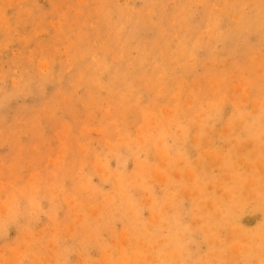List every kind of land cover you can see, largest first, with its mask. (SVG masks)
<instances>
[{"label": "rangeland", "instance_id": "obj_1", "mask_svg": "<svg viewBox=\"0 0 264 264\" xmlns=\"http://www.w3.org/2000/svg\"><path fill=\"white\" fill-rule=\"evenodd\" d=\"M7 1L0 0V264H264V0ZM218 150L226 152L214 159Z\"/></svg>", "mask_w": 264, "mask_h": 264}, {"label": "bare ground", "instance_id": "obj_2", "mask_svg": "<svg viewBox=\"0 0 264 264\" xmlns=\"http://www.w3.org/2000/svg\"><path fill=\"white\" fill-rule=\"evenodd\" d=\"M6 1H7V0H6ZM14 1H15V0H14ZM16 1H19V0H16ZM62 1H63V0H62ZM67 1H68V0H67ZM67 1H66V2H67ZM88 1H89V0H88ZM253 1H254V0H253ZM7 2H8V1H7ZM21 2H22V1H21ZM21 2H20V3H21ZM49 2H50V1H49ZM79 2H82V0L79 1ZM79 2H78V3H79ZM86 2H87V1H86ZM175 2H176V1H175ZM190 2H191V1H190ZM13 3H14V2H13ZM99 3H100V2H99ZM136 3H137V2H136ZM197 3H198V2H197ZM199 3H200V2H199ZM201 3H202V2H201ZM201 3H200V4H201ZM200 4H199V6H200ZM251 4H252V3H251ZM254 4H255V3H254ZM263 4H264V3H262V6L264 7ZM15 5H16V4H15ZM17 5H18V4H17ZM86 5L88 6V4H86ZM176 5H177V4H176ZM225 5H226V4H225ZM248 5H249V4H248ZM260 5H261V2H260ZM260 5H259V6H260ZM223 6H224V5H223ZM256 6H258L257 3H256ZM98 7H99V6H98ZM245 7L247 8V6H245ZM7 8H8V7H7ZM9 8H10V7H9ZM36 9H37V8H36ZM68 9H69V7H68ZM199 9H200V8H199ZM216 9L218 10V7H216ZM1 10L3 11V9H1ZM9 10H10V9H9ZM72 10H73V9H72ZM72 10H71V11H72ZM80 10H82V9H80ZM95 10H96V9H95ZM97 10H98V9H97ZM220 10H223V9H220ZM234 10H235V9H234ZM250 10H251V9H250ZM263 10H264V9H263ZM24 11H25V10H24ZM51 11H52V10H51ZM68 11H69V10H67V13H68ZM211 11H212V9H211ZM251 11H253V10H251ZM27 12H29V11H27ZM54 12H55V11H54ZM76 12H77V11H76ZM81 12H82V11H80V16L84 14L83 12H82L83 14H81ZM148 12H149V11H148ZM223 12H224V10H223ZM96 13H98V11H96ZM224 13L226 14V12H224ZM17 14H18V13H17ZM75 14H76V13H75ZM88 14H89V13H88ZM99 14H100V13H99ZM197 14H198V13H197ZM3 15H4V14H3ZM64 15L66 16V14H64ZM139 15H140V14H139ZM198 15H199V14H198ZM89 16H90V15H89ZM98 16H99V15H98ZM104 16H105V15H104ZM181 16H182V15H181ZM235 16H237V15H235ZM76 17H77V16H76ZM83 17H84V15H83ZM85 17H87V16H85ZM110 17H111V16H110ZM192 17H193V16H192ZM195 17H197V16H195ZM221 17H222V16H221ZM233 17H234V16H233ZM8 18H9V17H8ZM126 18H127V17H126ZM193 18H194V17H193ZM209 18H210V16H209ZM59 19H60V18H59ZM85 19H86V18H85ZM213 19H214V18H213ZM237 19H238V18H237ZM98 20H99V19H98ZM173 20H174V19H173ZM187 20H188V19H187ZM187 20H186V21H187ZM235 20H236V18H235ZM85 21H86V20H85ZM99 21H100V20H99ZM222 21H223V20H222ZM77 22H78V21H77ZM77 22H76V24H77ZM213 22H215V21L213 20ZM233 22H234V21H233ZM92 23H93V22H92ZM152 23H153V22L151 21V24H152ZM215 23H216V22H215ZM159 24H160V23H159ZM57 25H58V23H57ZM57 25H56V26H57ZM78 25H79V22H78ZM78 25H77V26H78ZM89 25H90V24H89ZM94 25H95V23H94ZM154 25H155V22H154ZM156 25H158V23H156ZM156 25H155V26H156ZM26 26H27V25H25V26L22 25V27H26ZM51 26H53L52 23H51ZM54 26H55V25H54ZM58 26H59V25H58ZM58 26H57L56 28H58ZM83 26H85V24H83ZM91 26H92V25H91ZM184 26H185V25H184ZM217 26H218V25H217ZM22 27H21V28H22ZM74 27H75V24H74ZM70 28H72L71 25H70ZM70 28H69V29H70ZM89 28H90V27H89ZM257 28H258V26H257ZM50 29H51V28H50ZM72 29H73V28H72ZM76 29H77V28H76ZM151 29H152V27H151ZM157 29H158V28H157ZM213 29L215 30L214 27H213ZM233 29H234V28H233ZM59 30H60V29H59ZM158 30H159V29H158ZM234 30H235V29H234ZM247 30H248V29H247ZM61 31H62V30H61ZM61 31H60V32H61ZM161 31H162V30H161ZM189 31H190V30H189ZM226 31H227V30H226ZM257 31H258V29H257ZM16 32H17V31H16ZM36 32H37V34H38L39 31L36 30ZM36 32H35V33H36ZM79 32H80V31H79ZM79 32H78V33H79ZM202 32H203V31H202ZM16 34H17V33H16ZM82 34H83V32H82ZM84 34H85V33H84ZM86 34H87V33H86ZM86 34H85V35H86ZM207 34H208V33H207ZM108 35H109V34H108ZM208 35H209V34H208ZM39 36H40V34H39ZM77 36H78V34H77ZM148 36H149V35H148ZM176 36H178V35H176ZM201 36H202V35H201ZM100 37H101V36H100ZM207 37H208V36H207ZM26 38H28V37H26ZM35 38H36V37H35ZM87 38H88V37H87ZM177 38H178V37H177ZM84 39H85V38H84ZM117 39H118V38H117ZM207 39L209 40V37H208ZM250 39H251V38H250ZM20 40H21V39H20ZM26 40H28V39H25L24 41H26ZM29 40L31 41L30 38H29ZM78 40H79V39H78ZM197 40H198V39H197ZM199 40H200V38H199ZM56 41H57V40H56ZM80 41H81V39H80ZM80 41H79V42H80ZM200 41H201V40H200ZM9 42H10V41H9ZM9 42H8V43H9ZM74 42H75V41H74ZM81 42H82V41H81ZM118 42H120V41H118ZM57 43H58V42H57ZM94 43H95V42H94ZM102 43H103V42H102ZM207 43H208V42H207ZM26 44H28V43H26ZM38 44H39V43H38ZM73 44H74V43H73ZM103 44H104V43H103ZM121 44H122V43H121ZM171 44H172V43H171ZM76 45H78V43H77ZM81 45H83V43H82ZM114 45H115V44H114ZM131 45H132V43H131ZM215 45H216V44H215ZM241 45H242V44H241ZM6 46H7V45H6ZM70 46H71V45H70ZM83 46H84V45H83ZM95 46H96V45H95ZM101 46H102V45H101ZM105 46H106V45H105ZM219 46H220V45H219ZM219 46H217V47L219 48ZM245 46H246V45H245ZM9 47H10V45H9ZM63 47H64V46H63ZM99 47H100V44H99ZM171 47H172V46H171ZM78 48H79V46H78ZM100 48H101V47H100ZM198 48H199V47H198ZM7 49H8V48H7ZM62 49H63V48H62ZM70 49H72V48H70ZM98 49H99V48H98ZM255 49H256V48H255ZM5 50H6V49H5ZM35 50H36V49H35ZM93 50H94V49H93ZM137 50H138V49H137ZM214 50H215V49H212L211 51H214ZM18 51H19V50H18ZM30 51H31V50H30ZM56 51H57V50H56ZM81 51H82V49H81ZM81 51H80V52H81ZM83 51H85V50H83ZM83 51H82V52H83ZM90 51H92V50H90ZM201 51H202V50H201ZM223 51H224V50H223ZM262 51H263V50H262ZM92 52H93V51H92ZM92 52H91V53H92ZM133 52H134V51H133ZM258 52H259V51H258ZM67 53H68V55H69V52H67ZM84 53H85V52H84ZM161 53H162V52H161ZM199 53H200V52H199ZM224 53H225V52H224ZM81 54H82V53H81ZM218 54H219V53H218ZM255 54H256V53H255ZM1 55H2V54H1ZM66 55H67V54H66ZM221 55H223V54H221ZM251 55H252V54H251ZM80 56H81V55H80ZM255 56H256V55H255ZM4 57H5V56H4ZM31 57H32V56H30L29 58L31 59ZM33 57H34V56H33ZM35 57H36V56H35ZM77 57H78V56H77ZM148 57H149V56H148ZM21 58H22V57H21ZM75 58H76V57H75ZM191 58H192V57H191ZM78 59H79V58H78ZM67 60H68V59H67ZM67 60H66V61H67ZM73 60H74V59H73ZM75 60H76V59H75ZM256 60H257V59H256ZM66 61H65V62H66ZM80 61H81V60H80ZM51 62H52V61H51ZM59 62H60V61H59ZM68 62H69V61H68ZM77 62H78V61H77ZM244 62H245V61H244ZM37 63H38V62H37ZM60 63H62V62H60ZM63 63H64V62H63ZM66 63H67V62H66ZM71 63H72V62H71ZM192 63H193V62H192ZM163 64H164V63H163ZM32 65H33V64H32ZM46 65H48V64H46ZM55 65H56V63H55ZM59 65H60V64H59ZM62 65H63V64H61L60 66L62 67ZM70 65H71V64H70ZM70 65H69V67H70ZM208 65H209V64H208ZM35 66H38V65H35ZM63 67H64V65H63ZM63 67H62V68H63ZM51 68H52V67H51ZM65 68H66V67H65ZM70 68H72V66H71ZM214 68H215V67H214ZM14 69H15V68H14ZM47 69H48V68H47ZM223 69H224V68H223ZM258 69H259V68H258ZM41 70L43 71V69H41ZM41 70H40V71H41ZM44 70H46V69H44ZM63 70H64V69H63ZM193 70H194V69H193ZM207 70H208V69H207ZM260 70H261V69H260ZM260 70H259V71H260ZM15 71H16V70H15ZM95 71H97V70H95ZM66 72H67V71H66ZM244 72H245V71H244ZM41 73H43V72H41ZM246 73H247V72H246ZM258 73H262V72L260 71V72H258ZM64 74H65V72H64ZM64 74H61V75H64ZM39 75H40V74H39ZM39 75H38V76H39ZM233 75L235 76L236 74L234 73ZM42 76H44V75H42ZM188 76H189V75H188ZM262 76H264V75H262ZM262 76H261V77H262ZM40 77H41V76H40ZM165 77H166V76H165ZM247 77H249V73H248V76H247ZM259 77H260V75H259ZM261 77H260V78H261ZM45 78H46V77H45ZM47 78H48V77H47ZM232 78H234V77H232ZM263 78H264V77H263ZM41 79H42V78H41ZM92 79H93V78H92ZM201 79H202V78H201ZM218 79H219V77H218ZM252 80H253V79H252ZM254 80H255V79H254ZM254 80H253V81H254ZM261 80H263V79H261ZM261 80H260V81H261ZM92 81H94V80H92ZM234 81H235V80H234ZM94 82H95V81H94ZM135 82H136V81H135ZM202 82H203V81H202ZM237 82H238V81H237ZM249 82H250V81H249ZM256 82H258V81H256ZM16 83H17V82H16ZM95 83H96V82H95ZM199 83H200V82H199ZM258 83H259V82H258ZM247 84H248V83H247ZM253 84H254V83H253ZM13 85H14V84H13ZM95 85H96V84H95ZM99 85H101V84H99ZM238 85H239V83H238ZM250 85H251V84H250ZM146 86H147V85H146ZM235 86H236V85H235ZM248 86H249V85H248ZM263 86H264V85H263ZM263 86H262V88H263ZM114 87H115V86H114ZM142 87H143V86H142ZM147 87L149 88V86H147ZM178 87H179V86H178ZM195 87H197V86H195ZM162 88H163V87H162ZM228 88H230V87H228ZM241 88H242V87H241ZM110 89H111V88H110ZM215 89H216V88H215ZM237 89H238V87H237ZM85 90H86V89H85ZM161 90H162V89H161ZM164 90H165V89H164ZM181 90H182V89H181ZM233 90H234V89H233ZM238 90H239V89H238ZM238 90H237V91H238ZM77 91H78V90H77ZM98 91H99V90H98ZM199 91H200V90H199ZM248 91H249V90H248ZM148 92H149V91H148ZM158 92H159V91H158ZM240 92H241V91H240ZM242 92H243L244 95H246V93L250 94V92H246V93H244L245 90H243V89H242ZM93 93H94V92H93ZM182 93H183V91H182ZM182 93H181V94H182ZM215 93H216V92H215ZM237 93H239V91H238ZM237 93H236V94H237ZM57 94H58V93H57ZM112 94H113V93H112ZM130 94H131V93H130ZM161 94H162V93H161ZM216 94H217V93H216ZM240 94H242V93H240ZM31 95H32V94H31ZM97 95H98V94H97ZM108 95H109V94H108ZM208 95H209V94H208ZM58 96H59V95H58ZM144 96H145V95H144ZM249 96H250V95H249ZM108 97H109V96H108ZM190 98H191V97H190ZM203 98H204V97H203ZM224 98H225V97H224ZM235 99H236V98H235ZM243 99H245V98H243ZM247 99H249V98H246L245 101H246ZM73 100H74V99H73ZM144 100H145V99H144ZM156 100H157V99H156ZM214 100H216V99H214ZM233 100H234V99H233ZM233 100H232V101H233ZM254 100H256V99H254ZM161 101H162V99H161ZM195 101H196V100H195ZM203 101H205V100H203ZM206 101H207V100H206ZM222 101H224V100H222ZM225 101H227L226 98H225ZM136 102H137V101H136ZM159 102H160V101H159ZM189 102H191V101H189ZM215 102H217V100L214 101V103H215ZM234 102H235V100H234ZM236 102H237V100H236ZM242 102H243V100H242ZM250 102H251V100H250ZM125 103H126V102H125ZM187 103H188V102H187ZM218 103H219V102H218ZM139 104H140V103H139ZM184 104H185V103H184ZM190 104H193V103H190ZM208 104H209V103H208ZM219 104H220L219 108H220V107L222 108V104H224V103H219ZM226 104H227V103H226ZM226 104H225V106H226ZM234 104H235V103H234ZM254 104H255L256 106H258L259 102H258V104H256V103H254ZM156 105H157V104H156ZM237 105H238V104H237ZM213 106H215V105L213 104ZM227 106H228V105H227ZM248 106H249V105H248ZM256 106H255V107H256ZM163 107H164V106H163ZM163 107H162V108H163ZM208 107H209V106H208ZM223 107H224V106H223ZM242 107H243V106H242ZM245 107H246V106H245ZM253 107H254V106H253ZM253 107H252V108H253ZM255 107H254L252 110H254ZM101 108H102V107H101ZM151 108H152V107H151ZM187 108H188V107H187ZM215 108H217V105H216ZM227 108H228V107H227ZM236 108H237V107H236ZM98 109H99V108H98ZM107 109H108V108H107ZM173 109H174V108H173ZM217 109H218V108H217ZM217 109H216V110H217ZM240 109H243V108L240 107ZM101 110H102V109H101ZM104 110H105V109H104ZM108 110H109V109H108ZM180 110H181V109H180ZM220 110H221V109H220ZM222 110H223V109H222ZM224 110H225V109H224ZM226 110H227V109H226ZM123 111H124V110H123ZM168 111H169V110H168ZM174 111H175V110H174ZM207 111H208V113H209V110H208V109H207ZM239 111H241V110H239ZM166 112H167V111H166ZM205 112H206V110H205ZM210 112H211V111H210ZM221 112H222V111H220L219 113H221ZM252 112H254V111H252ZM256 112H257V111H256ZM161 113H162V112H161ZM169 113H170V111L168 112L167 115H169ZM208 113H207V114H208ZM234 113H235V112H234ZM39 114H40V113H39ZM205 114H206V113H205ZM210 114H211V113H210ZM247 114H249V113H247ZM167 115H166V117H167ZM203 115H204V114H203ZM211 115H212V114H211ZM216 115L219 116L218 113H216ZM245 115H246V114H245ZM250 115H251V114H250ZM123 116H124V115H123ZM123 116H121V117H123ZM198 116H199V115H198ZM201 116H202V115H201ZM204 116H205V115H204ZM204 116H203V117H204ZM126 117H127V116H126ZM170 117H171V115H170ZM170 117L168 116L169 119H170ZM223 117H224V116H223ZM248 117H249V115H248ZM50 118H51V117H50ZM107 118H108V117H107ZM168 118H167V119H168ZM199 118H200V117H199ZM206 118H207V117H206ZM216 118H217V117H216ZM216 118H214V119H216ZM218 118H219V117H218ZM218 118H217V119H218ZM75 119H76V118H75ZM167 119H166V120H167ZM194 119H195V117H194ZM196 119H197V118H196ZM207 119H208V118H207ZM219 119H220V118H219ZM244 119H245V117H244ZM247 119H249V118H247ZM41 120H42V119H41ZM239 120H240V119H239ZM198 121H199V120H198ZM215 121L218 122V120H215ZM184 122H185V121H184ZM192 122H193V121H192ZM210 122H211V121H210ZM217 122H216V124H217ZM226 122H227V121H226ZM247 122H248V121H247ZM27 123H28V122H27ZM193 123H194V122H193ZM260 123H261V122H260ZM56 124H57V123H56ZM194 124H195V123H194ZM239 124H240V123H239ZM239 124H238L237 126H239ZM241 124H242V123H241ZM242 125H243V124H242ZM225 126H226V124H225ZM225 126H224L223 128H220V129H224ZM243 126H244V125H243ZM146 127H147V126H146ZM168 127H169V125H168ZM84 128H85V127H84ZM137 128H138V127H137ZM177 128L179 129V126H178ZM193 128H194V127H193ZM229 128H230V127H229ZM252 128H254V127H252ZM167 129L169 130L170 128H167ZM205 129H206V128H205ZM217 129H218V128H217ZM236 129H237V128H236ZM89 130H90V129H89ZM100 130H101V129H100ZM183 130H184V129H183ZM206 130H207V129H206ZM237 130H238V132H239V129H237ZM252 130H253V129H252ZM62 131H63V130H62ZM169 131H171V130H169ZM184 131H186V130H184ZM195 131H196V127H195ZM225 131H226V129H225ZM234 131H235V128H234ZM57 132H58V130H57ZM98 132H99V130H98ZM177 132H179V135H180V132H181V131L179 130V131H177ZM196 132H197V131H196ZM209 132H210V131H209ZM213 132H214V131H213ZM216 132H218V131H216ZM100 133H102V131H101ZM145 133H146V132H145ZM185 133H186V132H185ZM36 134H37V133H36ZM54 134H55V133H54ZM179 135H178V136H179ZM187 135H188V133H187ZM192 135H193V134H192ZM212 135H213V133H212ZM228 135H229V133H228ZM56 136H57V135H56ZM180 136H181V135H180ZM193 136H195V135H193ZM209 136H210V137H213V136H211V135H209ZM209 136H208V137H209ZM243 136H244V135H243ZM23 137H24V136H23ZM38 137H39V136H38ZM166 137H167V136H166ZM166 137H165V138H166ZM226 137H227V136H226ZM147 138H148V137H147ZM149 138H150V137H149ZM184 138H185V137H184ZM187 138H188V137H187ZM195 138H196V137H195ZM215 138H216V137H215ZM263 138H264V137H263ZM159 139H160V138H159ZM180 139H183V138H180ZM180 139H178V140H180ZM189 139H191V138H189ZM205 139H206V136H205L204 140H205ZM207 139H209V138H207ZM207 139H206V140H207ZM260 139H261V138H260ZM137 140H138V139H137ZM137 140H136V141H137ZM149 140H150V139H149ZM187 140H188V139H187ZM187 140H186V141H187ZM105 141H106V140H105ZM141 141H143V139H142ZM151 141H152V140H151ZM164 141H166V140H164ZM201 141H202V140H201ZM201 141H200V142H201ZM207 141H208V140H207ZM204 142H205V141L202 142V145L204 144ZM208 142H210V140H209ZM208 142H206V143H208ZM234 142H235V141H234ZM234 142L232 141V143H234ZM139 143H140V142H139ZM159 143H161V142H159ZM217 143H218V142H217ZM62 144H63V143H62ZM107 144H108V143H107ZM112 144H113V143H112ZM136 144H137V143H136ZM142 144H143V142H142ZM247 144H248V143H247ZM251 144H252V143H251ZM257 144H258V143H257ZM104 145H105V144H104ZM108 145H110V143H109ZM139 145H140V144H139ZM212 145H213V144H212ZM110 146H111V145H110ZM133 146H134V145H133ZM156 146H157V145H156ZM186 146H187V145H186ZM106 147H107V145H106ZM172 147H173V146H172ZM181 147H182V146H181ZM205 147H206V146H205ZM208 147H209V146H208ZM211 147H212V146H211ZM242 147H243V146H242ZM109 148H110V147H109ZM112 148H114V147L112 146ZM201 148H202V147H201ZM201 148L198 149V150L200 151ZM209 148H210V147H209ZM228 148H229V147H228ZM239 148H240V147H239ZM246 148H247V147H246ZM259 148H260V147H259ZM60 149H61V148H60ZM161 149H162V148H161ZM161 149H160V150H161ZM169 149H170V151H171V147H170ZM206 149H207V148H206ZM221 149H222V148H221ZM226 149H227V148H226ZM260 149H261V148H260ZM111 150H112V149H111ZM158 150H159V149H158ZM160 150H159V152H161ZM179 150H180V149H179ZM223 150H225V149H223ZM262 150H263V149H262ZM170 151H169V152H170ZM172 151H173V150H172ZM238 151H239V149H238ZM20 152H21V151H20ZM20 152H19V153H20ZM101 152H102V151H101ZM218 152H219V150H218ZM224 152H226V151H224ZM224 152H222V153H224ZM239 152H240V151H239ZM67 153H69V152H67ZM162 153H165V151H162ZM162 153H161V154H162ZM200 153H201V152H200ZM203 153H204V152H203ZM206 153H210V152H206ZM222 153H221V154H222ZM256 153H257V152H256ZM256 153H255V154H256ZM100 154H101V153H100ZM219 154H220V152H219ZM221 154L219 155V157H218V156H217V157H214V159H215V158H220V156H222ZM243 154H244V152H243ZM59 155H60V153H59ZM140 155H141V154H140ZM147 155H148V154H147ZM149 155H150V154H149ZM162 155H163V154H162ZM162 155H161V156H162ZM166 155H167V154H166ZM191 155H192V154H191ZM208 155H211V154H208ZM213 155H214V153H213ZM244 155H245V154H244ZM96 156H97V155H96ZM161 156H159V158H160ZM201 156H204V157H205V155H202V154H201ZM245 156H246V155H245ZM19 157H20V156H19ZM85 157L87 158V156H85ZM85 157H84V158H85ZM164 157H166V156H163V158H164ZM206 157H208V156H206ZM236 157H237V156H236ZM86 158H85V159H86ZM88 158H89V157H88ZM96 158H97V160H98V157H96ZM116 158H117V156H116ZM148 158H149V157H148ZM161 158H162V157H161ZM166 158H167V157H166ZM180 158H181V156H180ZM187 158H188V157H187ZM187 158L185 159L186 161H187ZM233 158H234V157H233ZM233 158H232V159H233ZM54 159H55V158H54ZM59 159H60V158H59ZM99 159H100V158H99ZM117 159H118V158H117ZM204 159H205V158H204ZM207 159H208V158H207ZM207 159H206V161H208ZM239 159H240V158H239ZM37 160H38V159H37ZM41 160H42V159H41ZM47 160H48V159H47ZM185 160H184V158H183V163H184ZM38 161H40V160H38ZM49 161H50V159H49ZM95 161H96V160H95ZM165 161H166V162H169V161H167V160H165ZM177 161H178V160H177ZM40 162H41V161H40ZM47 162H48V161H47ZM64 162H65V161H64ZM111 162H112V161H111ZM126 162H127V161H126ZM128 162H129V161H128ZM135 162H137V161H135ZM142 162H143V161H142ZM163 162H164V161H163ZM166 162H165V163H166ZM217 162H218V161H217ZM220 162H221V161H220ZM222 162H223V161H222ZM16 163H17V162H16ZM25 163H26V162H25ZM55 163H56V162H55ZM57 163H58V161H57ZM95 163H97V162H95ZM98 163H99V160H98ZM98 163H97V164H98ZM108 163H110V162H108ZM169 163H171V162H169ZM169 163H168V164H169ZM176 163H177V162H176ZM193 163H194V162H193ZM195 163H196V161H195ZM210 163H212V161H211ZM210 163L208 162V164H210ZM75 164H76V163H75ZM83 164H84V163H83ZM126 164H127V163H126ZM137 164H138V163H137ZM200 164H201V163H200ZM212 164H213V166H214V163H212ZM262 164H263V163H262ZM47 165H48V164H47ZM50 165H51V164H50ZM63 165H65V163H64ZM108 165H109V164H108ZM152 165H153V164H152ZM163 165L165 166V164H163ZM163 165H162V166H163ZM176 165H177V164H176ZM180 165H181V164H180ZM217 165H218V167H219L220 163L217 164ZM30 166H31V165H30ZM52 166H53V164H52ZM54 166H56V164H55ZM59 166H60V165H59ZM84 166H85V165H84ZM99 166H101V165H99ZM138 166H139V165H138ZM138 166H137V168H138ZM140 166H142V165H140ZM166 166H167V165H166ZM201 166H202V164H201ZM235 166H236V165H235ZM235 166H234V167H235ZM263 166H264V165H263ZM24 167H25V166H24ZM45 167H47V166H45ZM45 167H44V168H45ZM57 167H58V166H57ZM151 167H152V166H151ZM158 167H160V166H158ZM169 167L171 168V165H169ZM174 167H176V166H174ZM208 167L211 168L210 165H209ZM214 167H215V166H214ZM218 167H217V168H218ZM18 168H19V167H18ZM54 168H55V167H54ZM139 168H140V167H139ZM149 168H150V167H149ZM153 168H154V167H153ZM167 168H168V166H167ZM187 168H188V167H187ZM187 168H186V169H187ZM204 168H205V167H204ZM259 168H260V167H259ZM259 168H258V169H259ZM20 169H21V168H20ZM45 169H46V168H45ZM59 169H60V168H59ZM85 169H86V167H85ZM158 169H159V168H158ZM161 169H165V168H161ZM198 169H200L199 166H198ZM205 169H206V168H205ZM211 169H212V168H211ZM211 169H210V170H211ZM220 169H221V168H220ZM220 169H219V170H220ZM13 170H14V168H13ZM13 170H11V171H13ZM62 170H63V169H62ZM80 170H81V169H80ZM101 170H102V168H101ZM139 170H140V169H139ZM153 170H154V169H153ZM159 170H160V169H159ZM159 170H158V171H159ZM215 170H217V169H215ZM25 171H26V170H25ZM40 171H41V170H40ZM54 171H55V170H54ZM66 171H68V170H66ZM105 171H106V170H105ZM142 171H143V170H142ZM156 171H157V170H156ZM161 171H162V170H161ZM176 171L179 172L178 169H177ZM188 171H189V169H188ZM188 171H186V172H188ZM220 171H221V170H220ZM225 171H226V170H225ZM252 171H253V170H252ZM259 171H260V170H259ZM22 172H23V171H22ZM37 172H39V171H36V173H37ZM51 172H52V170H51ZM58 172H59V171H58ZM60 172H61V170H60ZM69 172H70V171H69ZM107 172H108V171H107ZM147 172H148V171H147ZM170 172H171V171L169 170V173H170ZM192 172H193V171H192ZM228 172H229V170H228ZM16 173H17V172H16ZM66 173H67V172H66ZM72 173H73V172H72ZM95 173H96V172H95ZM98 173H99V172H98ZM102 173H103V172H102ZM108 173H109V172H108ZM114 173H117V172H114ZM149 173H150V171H149ZM151 173H152V172H151ZM160 173H161V172H160ZM189 173H191V172L189 171ZM197 173H198V172H197ZM224 173H225V172H224ZM259 173H261V172H259ZM0 174H1V173H0ZM68 174H69V173H68ZM77 174H79V172H78ZM77 174H76V175H77ZM100 174H101V173H100ZM100 174H98V175H100ZM109 174H110V173H109ZM155 174H156V173H155ZM165 174H166V173H165ZM191 174H192V173H191ZM193 174H194V173H193ZM193 174H192V175H193ZM209 174H210V173H209ZM12 175H14V174H12ZM31 175H33V174H31ZM53 175H54V174H51V176H53ZM55 175H56V174H55ZM72 175H73V174H72ZM74 175H75V174H74ZM79 175H80V174H79ZM79 175H78V176H79ZM98 175H97V176H98ZM103 175H105V173H104ZM107 175H108V174H107ZM115 175H117V174H115ZM142 175H143V172H142ZM194 175H196V174H194ZM197 175H198V174H197ZM207 175H208V174H207ZM10 176H11V175H10ZM51 176H50V178H51ZM57 176H58V175H57ZM117 176H118V175H117ZM131 176H132V175H131ZM131 176H130V177H131ZM138 176H139V175H138ZM140 176H141V175H140ZM140 176H139V177H140ZM143 176L145 177V175H143ZM146 176H147V175H146ZM11 177H12V176H11ZM55 177H56V176H55ZM71 177H72V176H71ZM73 177H74V176H73ZM167 177H168V176H167ZM169 177H170V176H169ZM181 177H182V174H181ZM181 177H180V178H181ZM183 177H184V176H183ZM16 178H17V176H16ZM35 178H36V177H35ZM53 178H54V177H53ZM74 178H75V177H74ZM74 178H71V180L73 181ZM104 178H105V177H104ZM114 178H115V177H114ZM155 178H157V177H155ZM180 178H179V179H180ZM187 178H188V177H187ZM248 178H249V177H248ZM251 178H252V177H251ZM31 179H32V178H31ZM60 179H61V178H60ZM64 179H65V178H64ZM102 179H103V177H102ZM102 179H101V180H102ZM141 179H142V177H141ZM153 179H154V178H153ZM181 179H182V178H181ZM207 179H209V177H208ZM222 179H223V177H222ZM229 179H230V177H229ZM32 180H33V179H32ZM56 180H57V179H56ZM116 180H117V179H116ZM185 180H186V179H185ZM251 180H252V179H251ZM16 181H17V180H16ZM25 181H26V180H25ZM34 181H35V180H33V182H34ZM37 181H38V178H37ZM122 181H123V180H122ZM122 181H120V182H122ZM193 181H194V180H193ZM229 181H230V180H229ZM249 181H250V180H249ZM35 182H36V181H35ZM38 182H39V181H38ZM46 182H47V181H46ZM108 182H109V180H108ZM117 182H119V181L117 180ZM135 182H136V181H135ZM135 182H134V184H135ZM137 182H138V181H137ZM137 182H136V184H137ZM143 182H144V181H143ZM226 182H227V181H226ZM231 182H232V180H231ZM14 183H15V181H14ZM16 183H17V182H16ZM30 183H31V182H30ZM39 183H40V182H39ZM62 183H63V182H62ZM82 183H83V181H82ZM84 183H85V182H84ZM122 183H123V182H122ZM140 183H141V182H140ZM140 183H139V185H140ZM216 183H217V182H216ZM247 183H248V182H247ZM35 184H36V183H35ZM52 184H53V183H52ZM79 184H81V181H80ZM105 184H106V183H105ZM143 184H144V183H143ZM217 184H218V183H217ZM244 184H245V183H244ZM255 184H256V183H255ZM2 185H3V183H2ZM33 185H34V183H33ZM39 185H40V184H39ZM86 185H87V184H86ZM130 185H132V184L130 183ZM139 185H138V186H139ZM144 185H145V184H144ZM148 185H149V183H148L147 186H146L147 188H148ZM204 185H205V184H204ZM28 186H29V185H28ZM53 186H54V185H53ZM63 186H64V185H63ZM106 186H107V185H106ZM173 186H174V185H173ZM201 186H202V185H201ZM85 187H86V186H85ZM88 187H89V185H88ZM132 187H133V185H132ZM165 187H166V185H165ZM176 187H177V186H176ZM194 187H196V186H194ZM209 187H212V186H209ZM30 188H31V187H29V189H30ZM43 188H44V185H43ZM54 188H55V187H54ZM66 188H67V187H65V189H66ZM79 188H82V187L79 185ZM120 188H121V187H120ZM128 188H129V187H128ZM133 188H135V187H133ZM154 188H155V187H154ZM158 188H159V187H158ZM174 188H175V187H174ZM174 188H173V189H174ZM217 188H219V187H217ZM220 188H221V187H220ZM37 189H38V188H37ZM46 189L49 190L48 188H46ZM83 189H84V188H83ZM93 189H95V188H93ZM130 189H132L131 186H130ZM130 189H129V190H130ZM143 189H144V188H143ZM171 189H172V188H171ZM188 189H189V188H188ZM243 189H244V188H243ZM21 190H22V189H21ZM31 190H32V188H31ZM31 190H30V191H31ZM43 190H44V189H43ZM50 190H51V188H50ZM87 190H88V189H87ZM119 190H121V189H119ZM155 190H156V189H155ZM177 190H178V189H177ZM201 190H202V189H201ZM214 190H216V187H215ZM221 190H222V189H221ZM65 191H66V190H65ZM121 191H123V190H121ZM149 191H150V189H149ZM149 191H148V193H150ZM203 191H204V190H203ZM242 191H243V190H242ZM15 192H16V191H15ZM54 192H55V190H54ZM72 192H73V191H72ZM123 192H125V191H123ZM123 192H122V193H123ZM126 192H127V191H126ZM126 192H125V193H126ZM167 192H168V191H167ZM236 192H237V191H236ZM31 193H32V191H31ZM34 193H35V192H34ZM37 193H38V192H37ZM94 193H95V192H94ZM110 193H111V192H110ZM122 193H121V195H122ZM164 193H165V192H164ZM170 193H171V192H170ZM210 193H211V192H210ZM55 194H56V193H55ZM77 194H78V193H77ZM83 194H84V193H83ZM111 194H112V193H111ZM119 194H120V193H119ZM132 194H133V193H132ZM146 194H147V193H146ZM150 194H151V193H150ZM235 194H236V193H235ZM48 195H49V194H48ZM53 195H54V194H53ZM71 195H73V194H71ZM94 195H95V194H94ZM97 195H98V194H97ZM127 195H128V194H127ZM155 195H156V194H155ZM210 195H211V194H210ZM227 195H228V194H227ZM39 196H40V194H39ZM45 196H46V195H45ZM51 196H52V195H51ZM83 196H84V195H83ZM131 196H133V195H131ZM148 196H149V194H148ZM16 197H17V195H16ZM54 197H56V196L54 195ZM60 197H61V196H60ZM95 197H96V196H95ZM110 197H111V196H110ZM125 197H126V196H125ZM175 197H176V196H175ZM198 197H199V196H198ZM6 198H8V197H6ZM115 198H116V197H115ZM142 198H144V197H142ZM150 198H151V197H150ZM186 198H187V197H186ZM55 199H56V198H55ZM62 199H63V198H62ZM65 199H66V198H65ZM152 199H153V198H152ZM32 200H33V198H32ZM52 200H53V199H52ZM52 200H51V201H52ZM76 200H77V198H76ZM84 200H85V199H84ZM91 200H92V199H91ZM105 200H106V199H105ZM112 200H113V199H112ZM112 200H111V201H112ZM123 200H125V199H123ZM137 200H138V199H137ZM142 200H143V199H142ZM145 200H146V198H145ZM176 200H177V199H176ZM21 201H22V200H21ZM30 201H31V200H30ZM51 201H50V202H51ZM66 201H67V199H66ZM73 201H74V200H73ZM73 201H72V202H73ZM87 201H88V200H87ZM93 201H94V200H93ZM111 201H109V202H111ZM114 201H115V200H114ZM114 201H113V203H114ZM116 201H117V200H116ZM130 201H132V198L130 199ZM149 201H150V200H149ZM153 201H154V200H153ZM153 201H151L149 204H151ZM167 201H168V200H167ZM167 201H166V202H167ZM187 201H188V200H187ZM187 201H186V202H187ZM6 202H7V201H6ZM11 202H12V201H11ZM11 202H10V203H11ZM18 202H19V201H18ZM32 202H33V201H32ZM41 202H42V201H41ZM52 202H53V201H52ZM69 202H71V200H70ZM69 202L67 201V205H66V206H67V210H68V207H69V205H68ZM84 202H85V201H84ZM84 202H83V203H84ZM104 202H105V201H104ZM178 202H179V201H178ZM184 202H185V201H184ZM1 203H2V202H1ZM10 203H9V204H10ZM88 203H89V202H88ZM91 203H92V202H91ZM141 203H142V202H141ZM146 203H147V202H146ZM5 204H6V203H5ZM41 204H42V203H41ZM44 204H45V203H44ZM65 204H66V203H65ZM137 204H138V203H137ZM143 204H144V203H143ZM165 204H166V203H165ZM14 205H15V203H14ZM29 205L32 207L33 204H29ZM29 205H28V206H29ZM35 205H37V204H35ZM35 205H34V206H35ZM38 205H39V204H38ZM70 205H71V204H70ZM74 205H75V203H74ZM80 205H81V204H80ZM92 205H93V204H92ZM101 205H102V203H101ZM104 205H106V204H104ZM5 206H6V205H5ZM71 206H72V205H71ZM85 206H86V205H85ZM113 206H114V204H113ZM127 206H128V205H127ZM142 206H143V205H142ZM148 206H149V205H148ZM220 206H221V205H220ZM246 206H247V205H246ZM246 206H245V207H246ZM7 207H8V206H7ZM9 207H10V206H9ZM9 207H8V208H9ZM21 207H22V206H21ZM36 207H37V206H36ZM58 207H59V206H58ZM72 207H73V206H72ZM74 207H75V206H74ZM80 207H81V206H80ZM83 207H84V206H83ZM83 207H81V209H82ZM93 207H94V206H93ZM99 207H100V206H99ZM99 207L97 206L96 208H99ZM114 207H115V206H114ZM120 207H121V206H120ZM125 207H126V206H125ZM131 207H133V206H131ZM131 207H130V208H131ZM138 207H139V206H138ZM168 207H169V206H168ZM168 207H167V208H168ZM222 207H223V206H222ZM11 208H12V207H11ZM32 208H33V207H32ZM56 208H57V207H56ZM75 208H76V207H75ZM94 208H95V207H94ZM100 208H101V207H100ZM111 208H112V207H111ZM126 208H127V207H126ZM135 208H136V205H135ZM140 208H141V207H140ZM140 208H139V209H140ZM149 208H151V207H149ZM85 209H86V207H85ZM102 209H103V208H102ZM107 209H109V208H107ZM114 209H115V208H114ZM139 209H138V210H139ZM169 209H170V208H169ZM9 210H10V209H9ZM9 210H8V211H9ZM12 210H13V209H12ZM27 210H28V209H27ZM32 210H33V209H32ZM32 210H31V211H32ZM35 210H36V209H35ZM35 210H34V211H35ZM83 210H84V208H83ZM94 210H95V209H94ZM121 210H122V209H121ZM166 210H167V209H166ZM171 210H172V209H171ZM173 210H174V209H173ZM180 210H182V209H180ZM10 211H11V210H10ZM19 211H20V209H19ZM24 211H25V210H24ZM75 211H76V210H75ZM86 211H87V210H86ZM98 211H99V213H100V210H98ZM107 211H108V210H107ZM142 211H143V210H142ZM6 212H7V211H6ZM20 212H21V211H20ZM28 212H30V211H28ZM84 212H85V210H84ZM102 212H103V211H102ZM104 212H105V211H104ZM116 212H117V210H116ZM166 212H167V211H166ZM180 212H181V211H180ZM180 212H178V214H179ZM194 212H195V211H194ZM251 212H252V211H251ZM25 213H26V212H25ZM33 213H34V212H33ZM35 213H36V212H35ZM43 213H44V212H43ZM64 213H65V212H64ZM69 213H70V212H69ZM74 213H75V212H74ZM95 213H97L95 216H97V215L99 214V213L96 212V211H95ZM105 213H106V212H105ZM113 213H114V212H113ZM113 213H112V214H113ZM127 213H128V212H127ZM142 213H143V212H142ZM150 213H151V212H150ZM201 213H202V212H201ZM248 213H249V212H248ZM28 214H29V213H28ZM67 214H68V211L66 212V215H67ZM72 214H73V213H72ZM75 214H76V213H75ZM132 214H133V213H132ZM136 214H137V213H136ZM148 214H149V213H148ZM170 214H171V213H170ZM9 215H10V214H9ZM9 215H8V216H9ZM30 215H31V213H30ZM37 215H39V214H37ZM37 215H36V216H37ZM52 215H53V214H52ZM57 215H59V214H57ZM68 215H69V214H68ZM90 215H92V214H90ZM99 215H102V214H99ZM107 215H108V213H107ZM116 215H117V214H116ZM125 215H126V214H125ZM152 215H153V214H152ZM157 215H159V214H157ZM162 215H163V213H162ZM175 215H176V214H175ZM185 215H186V214H185ZM205 215H206V214H205ZM245 215H246V214H245ZM247 215H248V214H247ZM256 215H257V214H256ZM20 216H21V215H20ZM103 216H104V214H103ZM103 216H102V217H103ZM109 216H110V215H109ZM111 216H112V215H111ZM132 216H134V214H133ZM135 216H136V215H135ZM137 216H138V214H137ZM149 216H150V215H149ZM149 216H148V217H149ZM186 216H187V215H186ZM201 216H202V215H201ZM249 216H250V215H249ZM18 217H19V216H18ZM30 217H31V216H30ZM32 217H33V216H32ZM91 217H92V216H91ZM91 217H90V218H91ZM130 217H131V216H130ZM130 217H129V219H130ZM155 217H156V216H155ZM155 217H154V218H155ZM174 217H175V216H174ZM26 218H27V217H26ZM55 218H56V217H55ZM65 218H66V217H65ZM83 218H84V217H83ZM86 218H87V217H86ZM98 218H100V217H98ZM132 218H133V217H132ZM135 218H136V217H135ZM137 218L140 219L139 217H137ZM142 218H143V216H142ZM151 218H152V217H151ZM156 218H157V217H156ZM156 218H155V219H156ZM159 218H160V217H159ZM230 218H231V217H230ZM34 219H36V218H34ZM80 219H81V218H80ZM101 219H104V218H101ZM116 219H117V218H116ZM231 219H232V218H231ZM254 219H255V217H254ZM260 219H261V218H260ZM18 220H19V219H18ZM117 220H118V219H117ZM131 220H134V218L131 219ZM149 220H150V219H149ZM153 220H154V219H152L151 221H153ZM38 221H39V219H38ZM85 221H86V220H85ZM91 221H92V220H91ZM102 221H103V220H102ZM102 221H101V222H102ZM122 221H123V220H122ZM124 221H125V220H124ZM135 221H136V220H135ZM161 221H162V220H161ZM18 222H19V221H18ZM39 222H40V221H39ZM39 222H38V223H39ZM71 222H72V221H71ZM74 222H75V221H74ZM86 222H89V221H86ZM95 222H96V221H95ZM131 222H133V221H131ZM139 222H140V221H139ZM149 222H150V221H149ZM154 222H155V221H154ZM157 222H158V221H157ZM203 222H204V221H203ZM229 222L231 223V220H229ZM242 222H243V221H242ZM31 223H32V222H31ZM34 223H35V222H34ZM54 223H55V221H54ZM58 223H60V222H58ZM58 223H57V224H58ZM80 223H81V222H80ZM92 223H93V221H92ZM105 223H106V222H105ZM112 223H113V222H112ZM204 223H205V222H204ZM218 223H219V222H218ZM240 223H241V222H240ZM246 223H247V222H246ZM83 224H84V226H85V223H84V222H83ZM97 224H99V223H97ZM115 224H117V223H115ZM120 224H121V223H120ZM136 224H138V222H137ZM153 224H154V223H153ZM155 224H156V223H155ZM158 224H159V223H158ZM164 224H165V223H164ZM219 224H220V223H219ZM9 225H10V224H9ZM11 225H12V223H11ZM55 225H56V224H55ZM69 225H70V224H69ZM76 225H78V224H76ZM159 225H160V224H159ZM172 225H173V224H172ZM12 226H13V225H12ZM64 226H65V225H64ZM66 226H68V225H66ZM73 226H74V223H73ZM73 226H72V227H73ZM84 226H83V227H84ZM122 226H123V225H122ZM134 226H135V225H134ZM148 226H149V225H148ZM229 226H230V224H229ZM33 227H34V226H33ZM68 227H69V226H68ZM68 227H67V228H68ZM72 227H71V228H72ZM83 227H81V229H82ZM154 227H156V226H154ZM160 227H161V225H160ZM160 227H159V229H160ZM162 227H163V226H162ZM170 227H171V226H170ZM170 227H169V228H170ZM176 227H177V226H176ZM18 228H19V227H18ZM55 228H57V227H55ZM64 228H65V227H64ZM77 228H78V227H77ZM106 228H107V227H106ZM111 228H112V227H111ZM145 228H146V227H145ZM145 228H144L143 230H146ZM148 228H149V227H148ZM151 228H153V227H151ZM214 228H215V227H214ZM7 229H8V228H7ZM33 229H34V228H33ZM45 229H46V228H45ZM45 229L43 228V230H44V235H45ZM120 229H121V228H120ZM122 229H123V227H122ZM132 229H134V228H132ZM138 229H139V228H138ZM153 229H154V228H153ZM171 229H172V228H171ZM171 229H170V230H171ZM18 230H19V229H18ZM24 230H26V228L23 229L22 232H23ZM48 230H49V229H48ZM52 230H53V229H52ZM68 230H69V229H68ZM74 230H75V229H74ZM74 230H73V231H74ZM88 230H89V229H88ZM157 230H158V229H157ZM215 230H216V229H215ZM234 230H235V229H234ZM262 230H263V229H262ZM64 231H65V230H64ZM75 231H76V230H75ZM77 231H78V230H77ZM86 231H87V230H86ZM120 231H121V230H120ZM132 231H133V230H132ZM137 231L139 232V230H137ZM137 231H136V234H137ZM151 231H152V230H151ZM226 231H229V230L227 229ZM38 232H39V231H38ZM48 232H49V231H48ZM98 232H99V231H98ZM104 232H105V231H104ZM104 232H103V233H104ZM148 232H149V231H148ZM169 232H170V231H169ZM3 233H4V232H3ZM36 233H37V232H36ZM46 233H47V232H46ZM55 233H56V231H55ZM59 233H60V232H59ZM59 233H58V234H59ZM61 233H62V232H61ZM61 233H60V234H61ZM65 233H66V231H65ZM67 233H68V232H67ZM82 233H83V232H82ZM85 233H86V232H84V234H85ZM89 233H90V232H89ZM118 233H119V232H118ZM134 233H135V232H134ZM140 233H142V232H140ZM151 233H152V232H151ZM26 234H27V233H26ZM26 234H25V235H26ZM29 234H30V233H29ZM29 234H27V235H29ZM50 234H51V233H49V236H50ZM63 234H64V233H63ZM76 234H78V233H76ZM101 234H102V232H101ZM106 234H107V232H106ZM123 234H124V233H123ZM216 234H217V233H216ZM2 235H3V234H2ZM2 235H1V236H2ZM46 235H47V234H46ZM68 235L70 236L71 233L68 234ZM102 235H103V234H102ZM110 235H111V234H110ZM117 235H118V234H117ZM129 235H130V234H129ZM129 235H126L125 237L127 238V236H129ZM142 235H143V233H142ZM146 235H147V234H146ZM146 235H145V236H146ZM148 235H149V234H148ZM207 235H208V234H207ZM224 235H225V234H224ZM235 235H237V233L234 234V236H235ZM42 236H43V235H42ZM69 236H68V237H69ZM74 236L77 237L75 234H74ZM79 236H80V235H79ZM79 236H78V238H79ZM82 236H83V235H82ZM84 236H85V235H84ZM131 236H132V235H131ZM137 236H138V235H137ZM150 236H151V235H150ZM150 236H149V238H150ZM249 236H250V235H249ZM263 236H264V235H263ZM4 237H5V236H4ZM32 237H34L33 234H32ZM38 237H41V235L38 236ZM44 237H45V236H44ZM52 237H54L53 234H52ZM52 237H51V240H52ZM90 237L93 238L92 235H90ZM123 237H124V236H123ZM142 237H143V236H142ZM153 237H154V234H153ZM183 237H184V236H183ZM186 237H187V236H186ZM229 237H230V236H229ZM25 238H26V237H25ZM58 238H59V237H58ZM65 238H66V237H65ZM95 238H97V236H96ZM126 238H125V240H126ZM146 238H147V237H146ZM171 238H173V237H171ZM175 238H176V237H175ZM175 238H174V239H175ZM233 238H234V237H233ZM22 239L24 240V238H22ZM28 239L30 240L31 238H28ZM63 239H64V238H63ZM97 239H98V238H97ZM112 239L114 240L113 237H112ZM122 239H123V238H122ZM122 239H121V241H122ZM153 239H154V238H153ZM165 239H166V238H165ZM228 239H229V238H228ZM231 239H232V238H231ZM242 239H243V238H242ZM256 239H257V238H256ZM49 240H50V239H49ZM53 240H54V238H53ZM57 240H58V239H57ZM57 240H56V241H57ZM59 240H60V239H59ZM90 240H91V239H90ZM99 240H100V239H99ZM131 240H132V238H131ZM131 240H130V241H131ZM151 240H152V239H151ZM183 240H184V238H183ZM222 240H223V239H222ZM263 240H264V239H263ZM24 241H25V240H24ZM24 241H23V243H24ZM40 241H41V240H40ZM64 241H65V240H64ZM69 241H70V240H69ZM86 241H87V240H86ZM88 241H89V240H88ZM88 241H87V242H88ZM115 241H116V240H115ZM132 241H133V240H132ZM135 241H136V240L134 239V242H135ZM139 241H140V239H139ZM145 241H146V240H145ZM158 241H159V242H160V241L162 242L163 240H158ZM166 241L168 242V240H166ZM14 242H15V241H14ZM46 242H47V241H46ZM53 242H54V241H53ZM65 242H66V241H65ZM99 242H100V241H99ZM164 242H165V241H164ZM240 242H241V240H240ZM245 242H247V241L245 240ZM245 242H244V244H245ZM254 242H255V241H254ZM254 242H253V243H254ZM262 242H263V241H262ZM262 242H261V243H262ZM48 243H49V242H48ZM56 243H57V242H56ZM56 243H55V244H56ZM91 243H92V242H91ZM112 243H113V242H112ZM122 243H123V242H122ZM129 243H131V242H129ZM146 243H149V242H146ZM146 243H145V244H146ZM154 243H155V242H154ZM156 243H157V242H156ZM172 243H173V242H172ZM220 243H221V242H220ZM228 243H229V242H228ZM238 243H239V242H238ZM24 244H26V243H24ZM24 244H23V245H24ZM27 244H30V243L27 241ZM35 244H36V243H35ZM58 244H59V247H60V243H58ZM61 244H62V243H61ZM87 244H89V243H87ZM99 244H100V243H99ZM102 244H104V243H102ZM115 244H116V243H115ZM145 244H143V245L145 246ZM158 244H159V243H157V246H158ZM162 244H164V243H162ZM224 244H225V243H224ZM224 244H223V245H224ZM235 244H237V243L235 242ZM239 244H240V243H239ZM248 244H249V243H248ZM255 244H256V243H254V245H255ZM263 244H264V243H263ZM7 245H8V244H7ZM33 245H34V244H33ZM37 245H38V244H37ZM51 245H52V244H51ZM85 245H86V244H85ZM130 245H131V244H130ZM132 245H133V243H132ZM132 245H131V247H132ZM159 245H160V244H159ZM223 245H222V246H223ZM231 245H232V244H231ZM24 246H25V245H24ZM31 246H32V245H31ZM56 246H58V245L56 244ZM71 246H72V245H71ZM78 246L80 247V244H79ZM113 246H114V244H113ZM113 246H112V247H113ZM117 246H118V245H117ZM160 246H161V245H160ZM160 246H159V247H160ZM171 246H172V245H171ZM177 246H178V245H177ZM227 246H228V245H227ZM242 246H246V245H242ZM242 246H241V247H242ZM252 246H253V245H252ZM7 247H8V246H7ZM17 247H18V246H17ZM26 247H27V246H25V248H26ZM34 247H36V246H34ZM43 247H44V246H42V248H43ZM51 247H53V246H51ZM112 247H111V249H112ZM121 247H122V246H121ZM133 247H134V246H133ZM133 247H132V248H133ZM139 247H140V246H139ZM199 247H200V246H199ZM220 247H221V246H220ZM234 247H235V246H234ZM253 247H254V246H253ZM20 248H21V247H20ZM22 248H23V247H22ZM45 248H47V247H45ZM81 248H82V246H81ZM81 248H80V249H81ZM100 248H101V247H100ZM119 248H120V247H118V249H119ZM123 248H124V246H123ZM142 248L144 249L143 246H142ZM146 248H147V247H146ZM156 248H157V247H155V249H156ZM169 248H171V247H169ZM169 248H168V249H169ZM230 248H231V247H230ZM230 248H229V251H230ZM2 249H3V248H2ZM13 249H14V248H13ZM16 249H18V248H16ZM31 249H32V248H31ZM43 249H44V248H43ZM43 249H42V250H43ZM49 249H51V248H49ZM75 249H76V248H75ZM82 249H83V248H82ZM85 249H86V248H85ZM87 249H88V248H87ZM94 249H95V248H94ZM96 249H97V248H96ZM101 249H102V248H101ZM124 249H125V248H124ZM124 249H121V250L123 251ZM126 249L129 250L130 247H129V248L126 247ZM151 249H152V248H151ZM227 249H228V247H227ZM238 249H239V248H238ZM252 249H253V248H252ZM252 249H250V250H252ZM258 249L261 250L260 247H259ZM258 249H257V250H258ZM263 249H264V248H263ZM7 250H9V249H7ZM18 250H19V249H18ZM23 250H24V249H23ZM28 250H29V249H28ZM38 250H39V249H38ZM42 250L40 249L39 252H41ZM45 250H46V252H48L47 249H45ZM58 250H60V249L57 248V251H58ZM89 250H90V249H89ZM121 250H120V251H121ZM137 250H138V249H137ZM141 250H142V249H141ZM157 250H159V249H157ZM166 250H167V248H166ZM174 250H175V249H174ZM174 250H172V251L174 252ZM190 250H192V249H190ZM21 251H22V249H21ZM26 251H27V250H26ZM29 251H30V250H29ZM53 251H54V250H53ZM57 251H56V252H57ZM67 251H68V249H67ZM67 251H66V252H67ZM70 251H71V250H70ZM73 251H74V250H73ZM73 251H72V252H73ZM75 251H76V250H75ZM87 251H88V250H87ZM101 251H103V250H101ZM129 251H130V250H129ZM138 251H139V250H138ZM143 251H144V250H143ZM147 251H148V249H147ZM152 251H153V250H152ZM160 251H161V249H160ZM160 251H159V252H160ZM164 251H165V250H164ZM178 251H179V249H178ZM225 251H228V250H225ZM239 251H240V250H239ZM246 251H247V250H246ZM1 252H2V251H1ZM3 252H4V251H3ZM9 252H10V251H9ZM9 252H7V253H9ZM13 252H14V251L12 250V254H13ZM15 252L17 253V251H15ZM22 252H23V251H22ZM50 252H51V251H50ZM105 252H107V251H105ZM108 252H109V251H108ZM175 252L177 253V251H175ZM192 252H193V251H191V253H192ZM230 252H231V251H230ZM243 252H244V251H243ZM33 253H34V251H33ZM36 253H37V252H36ZM43 253H44V252H43ZM62 253H63V251H62ZM93 253H94V252H93ZM122 253H123V252H122ZM128 253H129V252H128ZM137 253H138V252H136V254H137ZM148 253H149V252H148ZM150 253H151V251H150ZM163 253H164V252H163ZM178 253H179V252H178ZM191 253H190V254H191ZM227 253H228V252H227ZM5 254H6V253H5ZM9 254H10V253H9ZM12 254H11V255H12ZM26 254H27V253H26ZM37 254H38V253H37ZM39 254H41V253H39ZM54 254H55V251H54ZM57 254H58V252H57ZM57 254H56V255H57ZM60 254H61V251H60ZM75 254H76V253H75ZM80 254H81V253H79V255H80ZM89 254H90V252H89ZM119 254H120V253H119ZM123 254H124V253H123ZM126 254H127V252H126ZM129 254H130V253H129ZM133 254H134V253H133ZM157 254H158V252H157ZM157 254L155 253V255H157ZM164 254H165V253H164ZM164 254H163V255H164ZM169 254H170V253H169ZM229 254H230V253H229ZM231 254H232V253H231ZM234 254H237V253H234ZM238 254H241V252H240V253L238 252ZM261 254H262V253H261ZM24 255H25V254H24ZM24 255H23V256H24ZM41 255H42V254H41ZM79 255H78V256H79ZM82 255H83V254H82ZM84 255H85V254H84ZM139 255H140V254H139ZM170 255H171V254H170ZM181 255H182V253H181ZM183 255H184V254H183ZM3 256H4V254L2 255V258H3ZM49 256H50V254H49ZM92 256H93V255H92ZM112 256H113V255H112ZM115 256H116V255H115ZM124 256H126V255H124ZM132 256H133V255H132ZM132 256H130V258H131ZM141 256H142V255H141ZM175 256H176V255H175ZM224 256H225V255H224ZM228 256H229V255H228ZM233 256L235 257V255H232V257H229V258H233ZM9 257H11V256H9ZM21 257H22V256H21ZM30 257H31V255H30ZM38 257H40V256L37 255L36 258H38ZM42 257H43V256H42ZM54 257H55V256H54ZM62 257H63V256H62ZM68 257H69V256H68ZM98 257H99V256H98ZM98 257H97V258H98ZM101 257H103V255H102ZM128 257H129V256H128ZM161 257H162V256H161ZM173 257H174V256H173ZM173 257H172V258H173ZM179 257H180V256H179ZM218 257H219V256H218ZM236 257H237V255H236ZM13 258H14V257H13ZM76 258H77V257H76ZM97 258H96V259H97ZM105 258H106V256H105ZM107 258H108V257H107ZM113 258H114V257H113ZM113 258H111V259H113ZM119 258H121V257H119ZM119 258H118V259H119ZM130 258H129V259H130ZM135 258H137V256H136ZM165 258L167 259L166 255H165V257H164V261H165ZM168 258H169V256H168ZM176 258H178V256H176ZM3 259H4V258H3ZM9 259H11V258H9ZM22 259H23V258H22ZM40 259H41V258H40ZM40 259H39V260H40ZM57 259H58V258H57ZM69 259H70V258H69ZM82 259H83V258H82ZM85 259L87 260L86 257H85ZM100 259H101V258H100ZM103 259H104V258H103ZM143 259L145 260V257H143ZM149 259H151V258H149ZM149 259H148V260H149ZM155 259H156V258H155ZM162 259H163V257H162ZM162 259H161V260H162ZM169 259H171V257H170ZM223 259H224V257H223ZM225 259H226V256H225ZM234 259H235V258H234ZM239 259H240V258H239ZM253 259H256V258H253ZM5 260H7V259H5ZM20 260H21V259H20ZM33 260H34V259H33ZM35 260H36V259H35ZM62 260H66V259H65V258L63 259V258H62ZM77 260H78V259H77ZM86 260H85V261H86ZM104 260H105V259H104ZM140 260H142V259L140 258ZM172 260L174 261L175 259H172ZM172 260H170V261H172ZM176 260H177V259H176ZM236 260H237V259H236ZM1 261H2V259H1ZM21 261H22V260H21ZM28 261H29V260H28ZM55 261H56V257H55ZM82 261H83V260H81V262H82ZM94 261H97V262H98V259H97V260H94ZM94 261H93V262H94ZM110 261H111V260H110ZM110 261H108V262H110ZM113 261H115V260H113ZM113 261H112V262H113ZM125 261H126V260H125ZM130 261H131V260H130ZM157 261H158V260H157ZM166 261H167V260H166ZM168 261H169V260H168ZM188 261H189V260H188ZM242 261H243V260H242ZM242 261H241V262H242ZM2 262H3V261H2ZM8 262H9V260H8ZM25 262H26V261H25ZM63 262H64V261H63ZM65 262H66V261H65ZM78 262H79V261H78ZM83 262H84V261H83ZM91 262H92V261H91ZM97 262H96V263H97ZM108 262H107V263H108ZM121 262H122V261H121ZM127 262H128V261H127ZM138 262H141V261H138ZM138 262H137V263H138ZM148 262H149V261H148ZM152 262H153V261H152ZM216 262H217V261H216ZM256 262H257V261H256ZM46 263H47V262H45V264H46ZM58 263H59V262H58ZM60 263H61V264H64V263H62V262H60ZM86 263H88V262H85V264H86ZM94 263H95V262H94ZM125 263H126V262H125ZM131 263H134V262H133V259H132ZM143 263H144V262H143ZM149 263H150V262H149ZM154 263H155V262H154ZM157 263H159V262H157ZM160 263H161V262H160ZM165 263H166V262H165ZM168 263H170V262H168ZM227 263L229 264V262H227ZM231 263H232V262H231ZM231 263H230V264H231ZM236 263H237V261H236ZM252 263H253V262H252ZM5 264H6V262H5ZM9 264H10V263H9ZM31 264H32V263H31ZM34 264H35V263H34ZM48 264H49V263H48ZM53 264H56V263H53ZM78 264H79V263H78ZM80 264H82V263H80ZM88 264H90V263H88ZM92 264H93V263H92ZM99 264H100V263H99ZM113 264H114V263H113ZM115 264H116V263H115ZM117 264H118V263H117ZM152 264H153V263H152ZM161 264H163V262H162ZM212 264H213V263H212ZM224 264H225V263H224ZM239 264H240V263H239Z\"/></svg>", "mask_w": 264, "mask_h": 264}]
</instances>
